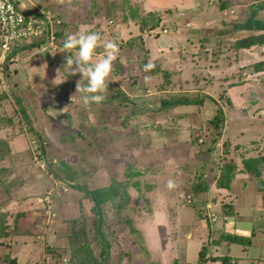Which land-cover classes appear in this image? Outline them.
<instances>
[{
	"label": "rangeland",
	"instance_id": "374dc122",
	"mask_svg": "<svg viewBox=\"0 0 264 264\" xmlns=\"http://www.w3.org/2000/svg\"><path fill=\"white\" fill-rule=\"evenodd\" d=\"M259 1L20 0L22 11L53 16L56 30L97 22L93 63L107 40L119 51L104 99L88 105L76 91L86 80L64 65L75 49L47 43V51L21 48L4 60L0 52V256L75 264L79 228L99 252L87 190L106 199L111 264H199L202 243L253 230L251 246L209 245L204 262L230 255L264 264L257 179L242 169L243 157L264 149V45L234 47L249 33L238 24ZM149 61L155 67L144 72ZM177 95L203 101L159 107ZM107 191L117 193L109 200Z\"/></svg>",
	"mask_w": 264,
	"mask_h": 264
},
{
	"label": "trees",
	"instance_id": "16d2710c",
	"mask_svg": "<svg viewBox=\"0 0 264 264\" xmlns=\"http://www.w3.org/2000/svg\"><path fill=\"white\" fill-rule=\"evenodd\" d=\"M223 8V6H220ZM253 7V11L251 15H248L247 19L238 24V29L241 31H249V33L245 36H242L240 38H237L234 42V47L236 49H248L253 46H261L264 45V15L262 18H256L258 12L264 10V0L256 2L254 5H251ZM18 10H21L17 5ZM28 14L31 15H37L38 17H42L43 14H41V11H29ZM150 15V13H148ZM54 18V17H53ZM229 25V23H228ZM72 24H63V27H60V29H53V35L54 44L60 48L62 46L63 40L65 38L66 33H69L71 30ZM152 25H149L147 29H152ZM141 28V27H140ZM142 29V28H141ZM140 30V29H139ZM253 32H250V31ZM96 31V30H94ZM2 29L0 27V45L2 42ZM47 38L41 34L39 38H32L30 40H23L16 42L12 45L10 51L6 53L4 59H9L12 54H14L18 49L26 48V47H38L39 45H42L46 42ZM46 49L45 51H47ZM50 50V49H49ZM110 86V85H108ZM124 98H127L124 96ZM202 98H198L197 96L190 97L188 95H177L168 99H164L160 101L159 107H175L178 105H200L202 104ZM20 102V101H19ZM22 109V107H21ZM23 110V109H22ZM211 123L214 126V128H219L222 125L223 118L221 115V112H217L212 118ZM244 155V154H243ZM242 169L246 173L252 175L257 179V185H256V191L260 195V208L261 211L264 212V149L263 151L252 157H243L242 158ZM226 171H229V166L225 168ZM225 171V172H226ZM231 174V173H229ZM233 174V173H232ZM231 176V175H230ZM222 185V184H221ZM83 189V188H81ZM108 190V189H105ZM113 190V188H111ZM86 191L87 195L86 197L91 199L93 202L92 209L95 214V218L93 220V227L94 232L96 234L95 237L100 241L101 244V250L97 252L96 254L93 253V250L89 249L88 243L86 242V238H84V229L79 228L76 232V242L77 246L75 249V264H111L109 262V255H110V242L108 236L102 231L101 226H106L103 223V218L100 210V205L102 202H106V199L100 198L97 195L94 196L93 193ZM196 191V190H194ZM116 191H107V195L109 200L110 197H114ZM110 195V197H109ZM100 202V203H99ZM99 203V204H98ZM120 207V204H119ZM260 231L264 232V230ZM257 230H253L251 235L243 236L239 235L237 233H230V232H221L216 237L212 238L213 241H206L202 243L199 252H198V263L199 264H205V253L207 251V248L209 245L211 246H221L224 242L228 243H234L239 244L245 247V249L253 244V237ZM0 264H18L17 260L7 253H4L0 256ZM210 261H218L219 264H237V260L233 259L230 255H213V258ZM74 264V262L72 263Z\"/></svg>",
	"mask_w": 264,
	"mask_h": 264
},
{
	"label": "clouds",
	"instance_id": "9594fccd",
	"mask_svg": "<svg viewBox=\"0 0 264 264\" xmlns=\"http://www.w3.org/2000/svg\"><path fill=\"white\" fill-rule=\"evenodd\" d=\"M101 46V34L87 28H81L75 33H66L61 50L68 53L75 49V56L66 55L64 65L71 71L69 75L80 73L86 83L82 86L79 81L76 91L81 94V101L84 105L89 103H100L104 99V93L109 85V75L112 71L114 61L118 56V45L113 40L103 42V56L96 62H92L96 49ZM75 65V67H73ZM155 67L151 61L142 65L144 72H150ZM80 80V79H79ZM167 187H174L172 180L167 182Z\"/></svg>",
	"mask_w": 264,
	"mask_h": 264
},
{
	"label": "built area",
	"instance_id": "2783aa9c",
	"mask_svg": "<svg viewBox=\"0 0 264 264\" xmlns=\"http://www.w3.org/2000/svg\"><path fill=\"white\" fill-rule=\"evenodd\" d=\"M19 2L20 0H0V27L3 31L0 45L2 60H4L6 53L10 51L13 44L23 40L39 38L41 34L47 40L44 44L38 46L40 49H48L47 43L54 45L53 16H48L47 12L41 11L43 16L38 17L18 10L17 5Z\"/></svg>",
	"mask_w": 264,
	"mask_h": 264
},
{
	"label": "crops",
	"instance_id": "0c3cea01",
	"mask_svg": "<svg viewBox=\"0 0 264 264\" xmlns=\"http://www.w3.org/2000/svg\"><path fill=\"white\" fill-rule=\"evenodd\" d=\"M80 1H84V2H85L86 0H80ZM29 3H30V2H29ZM85 3H86V2H85ZM30 4H31V3H30ZM89 7H91V4H89ZM89 7L87 8V10L90 9ZM85 8H86V7H85ZM36 9H38V8H36ZM32 10L35 11L34 9H32ZM36 11H38V10H36ZM88 11H89V10H88ZM24 12H25V11H24ZM95 23L97 24V22H95ZM95 23H89V24L81 25V26H80V29H81V28L92 29L93 26H94L93 24H95ZM96 24H95V25H96ZM82 26H83V27H82ZM94 30H96V31H100V32H101V30H99V29H98V30H97V29H92V31H94Z\"/></svg>",
	"mask_w": 264,
	"mask_h": 264
}]
</instances>
